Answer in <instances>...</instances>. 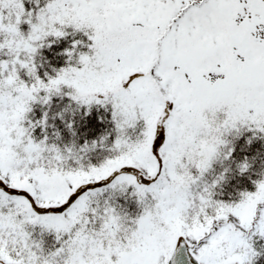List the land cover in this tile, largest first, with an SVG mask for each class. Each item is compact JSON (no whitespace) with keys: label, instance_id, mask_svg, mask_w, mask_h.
<instances>
[{"label":"snow or ice","instance_id":"1","mask_svg":"<svg viewBox=\"0 0 264 264\" xmlns=\"http://www.w3.org/2000/svg\"><path fill=\"white\" fill-rule=\"evenodd\" d=\"M0 264H264V0H0Z\"/></svg>","mask_w":264,"mask_h":264}]
</instances>
